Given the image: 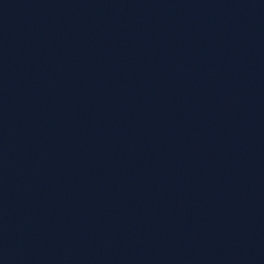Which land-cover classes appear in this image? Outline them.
Instances as JSON below:
<instances>
[{
    "label": "water",
    "instance_id": "95a60500",
    "mask_svg": "<svg viewBox=\"0 0 264 264\" xmlns=\"http://www.w3.org/2000/svg\"><path fill=\"white\" fill-rule=\"evenodd\" d=\"M0 264H264V0H0Z\"/></svg>",
    "mask_w": 264,
    "mask_h": 264
}]
</instances>
